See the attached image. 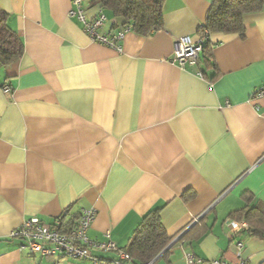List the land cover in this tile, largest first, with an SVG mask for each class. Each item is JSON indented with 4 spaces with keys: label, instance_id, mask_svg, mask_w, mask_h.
<instances>
[{
    "label": "crops",
    "instance_id": "obj_1",
    "mask_svg": "<svg viewBox=\"0 0 264 264\" xmlns=\"http://www.w3.org/2000/svg\"><path fill=\"white\" fill-rule=\"evenodd\" d=\"M162 1L163 28L128 33L117 51L68 17L71 0H0L23 46L0 67V264H55L8 237L25 220L93 209L88 238L108 233L124 249L155 208L171 243L153 264H186L187 251L264 264V239L229 218L245 196L264 205V95L255 97L264 91V9L244 17V37L210 35L215 69L201 54L181 69L175 40L197 36L212 0ZM83 9L93 19L102 8L83 0ZM103 13L100 33L124 26Z\"/></svg>",
    "mask_w": 264,
    "mask_h": 264
},
{
    "label": "trees",
    "instance_id": "obj_2",
    "mask_svg": "<svg viewBox=\"0 0 264 264\" xmlns=\"http://www.w3.org/2000/svg\"><path fill=\"white\" fill-rule=\"evenodd\" d=\"M96 1L102 10L110 12L113 17L121 19L125 26L131 27V33L146 37L163 28L162 0ZM262 9L264 0H212L205 24L199 29V32H207V38L202 45L201 61L215 69L211 54L214 44L210 41V35L244 37V17ZM22 54V43L8 28L7 15L0 10V67H8ZM243 198L249 200L246 206L231 212L229 218L245 223L248 236L264 239V205L259 202L251 203L249 197ZM160 212V208L149 211L123 249L133 259L134 264H153L157 258H162L167 253L171 239L162 225Z\"/></svg>",
    "mask_w": 264,
    "mask_h": 264
},
{
    "label": "built area",
    "instance_id": "obj_3",
    "mask_svg": "<svg viewBox=\"0 0 264 264\" xmlns=\"http://www.w3.org/2000/svg\"><path fill=\"white\" fill-rule=\"evenodd\" d=\"M67 15L69 18H76L81 23L83 32L91 42L117 51H120L118 43L126 34L131 33V27L125 25L111 35L100 33L99 31L104 29L106 23L103 10L101 9L95 18L88 19L84 13L83 0H71V8ZM206 38L207 32L201 30L195 37L176 39L171 61L181 69L196 65ZM197 76L203 78L200 72L197 73ZM3 91L7 93L8 88L5 87ZM263 95L264 91L262 90L255 93V97ZM95 218L96 212L93 209L83 210L76 215L66 210L50 223L43 222L38 218L25 220L12 230L8 237L20 240L23 243L22 249L26 250L30 256L54 258L55 264H60L61 259L88 261L90 264H105L102 258L93 256L92 252L113 254L114 259L111 264H134L133 259L110 239L108 233L102 242H94L88 238L87 232ZM228 225L233 232H236L239 227L235 222H229ZM241 248L242 244H238L237 249L240 251ZM184 260L186 264H245L242 261L230 263L220 259L206 261L198 258L190 251L185 252Z\"/></svg>",
    "mask_w": 264,
    "mask_h": 264
},
{
    "label": "water",
    "instance_id": "obj_4",
    "mask_svg": "<svg viewBox=\"0 0 264 264\" xmlns=\"http://www.w3.org/2000/svg\"><path fill=\"white\" fill-rule=\"evenodd\" d=\"M182 236L178 237L176 241H179L181 239Z\"/></svg>",
    "mask_w": 264,
    "mask_h": 264
}]
</instances>
